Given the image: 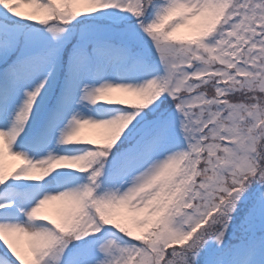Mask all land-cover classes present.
Masks as SVG:
<instances>
[{"label": "snow or ice", "instance_id": "obj_1", "mask_svg": "<svg viewBox=\"0 0 264 264\" xmlns=\"http://www.w3.org/2000/svg\"><path fill=\"white\" fill-rule=\"evenodd\" d=\"M0 264H264V0H0Z\"/></svg>", "mask_w": 264, "mask_h": 264}, {"label": "rangeland", "instance_id": "obj_2", "mask_svg": "<svg viewBox=\"0 0 264 264\" xmlns=\"http://www.w3.org/2000/svg\"><path fill=\"white\" fill-rule=\"evenodd\" d=\"M24 11H27V9H23ZM113 96L120 95L117 93H113ZM102 138V130L95 129L90 126H85L83 129H81L77 139L81 141H94L95 143H100ZM14 163H18V161L14 162L10 157L6 158V170L10 169ZM58 208V204L53 203L45 206L44 211L51 212L53 214V217L55 218V212ZM21 247H26V241L24 239H21L20 241Z\"/></svg>", "mask_w": 264, "mask_h": 264}]
</instances>
